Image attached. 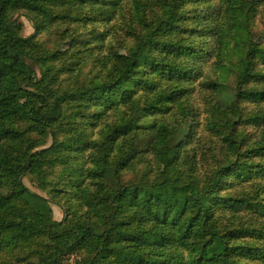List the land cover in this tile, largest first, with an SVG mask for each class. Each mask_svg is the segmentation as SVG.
I'll return each instance as SVG.
<instances>
[{"label":"trees","instance_id":"obj_1","mask_svg":"<svg viewBox=\"0 0 264 264\" xmlns=\"http://www.w3.org/2000/svg\"><path fill=\"white\" fill-rule=\"evenodd\" d=\"M237 1L0 0V264H264V38L229 60Z\"/></svg>","mask_w":264,"mask_h":264},{"label":"rangeland","instance_id":"obj_2","mask_svg":"<svg viewBox=\"0 0 264 264\" xmlns=\"http://www.w3.org/2000/svg\"><path fill=\"white\" fill-rule=\"evenodd\" d=\"M231 14L234 19L235 26L228 32H224L221 36L223 47L227 50L228 58L232 62H236L241 58L245 46L251 40H261L264 38V0H238L233 7ZM25 23L26 36L34 33L32 24L23 19ZM221 82L227 86L229 92L236 82V74L231 70L224 68L221 72ZM188 126L181 129L180 133L175 137V144L183 139V135ZM54 218L61 221L66 211L60 207L53 206ZM103 212V210H102Z\"/></svg>","mask_w":264,"mask_h":264}]
</instances>
